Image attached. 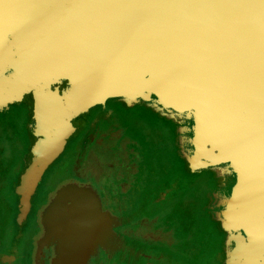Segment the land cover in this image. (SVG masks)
I'll list each match as a JSON object with an SVG mask.
<instances>
[{"label": "water", "instance_id": "1", "mask_svg": "<svg viewBox=\"0 0 264 264\" xmlns=\"http://www.w3.org/2000/svg\"><path fill=\"white\" fill-rule=\"evenodd\" d=\"M4 5L0 108L34 91V127L43 135L29 169L34 181L74 131L72 116L112 97L158 101L191 119L195 166L225 163L235 174L225 207L231 264H264V0ZM34 6L46 18L38 21ZM12 8L15 17L32 13L21 26ZM95 214L82 207L70 216L71 237L85 246Z\"/></svg>", "mask_w": 264, "mask_h": 264}, {"label": "rangeland", "instance_id": "2", "mask_svg": "<svg viewBox=\"0 0 264 264\" xmlns=\"http://www.w3.org/2000/svg\"><path fill=\"white\" fill-rule=\"evenodd\" d=\"M115 98L122 102L116 109L134 119L122 134L137 135L146 147L133 184L115 178L122 169L117 162L110 181L102 156L80 166L96 121L65 139L34 181L29 169L38 138L29 98L0 108V264H45L47 251V264H231L234 230L225 226V207L232 171L225 163L194 165L184 113L155 100L112 97L109 104ZM110 189L112 208L103 197ZM82 207L96 213L87 246L71 237L70 216Z\"/></svg>", "mask_w": 264, "mask_h": 264}, {"label": "flooded vegetation", "instance_id": "3", "mask_svg": "<svg viewBox=\"0 0 264 264\" xmlns=\"http://www.w3.org/2000/svg\"><path fill=\"white\" fill-rule=\"evenodd\" d=\"M25 96H28L29 98L30 108L31 107L34 108V102L36 100V98L34 99V91L30 90L29 92L24 93L23 97L21 98V101L23 100ZM109 99H112V98L106 99L104 104H96L94 106L89 107L87 110H84L72 116L70 120H71V123L74 125L75 129L72 132V134L69 136L68 140L72 138L74 134L83 130L85 126L89 127L96 121L97 128L95 129L94 132L89 133L90 136L89 138H87V140L89 141V143H87L88 147L85 148L84 149L85 151L82 153L85 156L83 157V160L80 166L82 167L86 166V163H84V160L86 162V160L90 156H94L97 158H101L102 156L101 159H103V161L107 163V165L105 166V168H107V171L103 170V172L104 174H106V176L109 177L110 181H114L112 176L114 172L116 173V171L114 170L113 166H115V169H116V162H117V164L119 163V167L121 166L122 169L120 171V168H118V171L120 172H117L115 174V178L120 179L121 177H123L126 181H129V182L132 181L131 183L133 184L135 180H137L139 169L142 168V166L144 165L143 161L145 159L146 147L144 148L145 144L140 140V138L137 135L135 134L132 135L133 133H131L132 137L130 139L129 138L130 136H128L127 134L125 133L124 135L122 134L123 131L127 129V126H126L127 122H130V123L132 122L131 124H133L134 119L133 117L132 118L127 117L124 113H121V111L119 112V110L116 109V107L122 104L121 100H117L118 98H115V102H114L115 104L111 105L109 104ZM107 104L114 107V109L108 108V106H106ZM34 129H35L37 138L42 139L43 135H42L41 130L36 129L35 127ZM126 140H129V143L131 142V145L135 143L137 146H139V148L141 147V150L132 151L130 149L132 148V146L127 145L125 142ZM116 144H118L117 148H115ZM73 147H74V144L70 146V148H73ZM156 155L157 153L156 154L154 153V156ZM130 158L132 159L131 161H130ZM79 159H81V157ZM99 166L104 167L101 164ZM232 175L234 177V182H235V174L233 172H232ZM109 193L110 194L115 193V190L114 191L106 190V193H104L105 195L103 197H105V199L111 198L109 197ZM109 200L111 202L110 207L112 208L113 198ZM103 202H106L107 204V200L105 201L103 199ZM118 209H119L118 207L117 209H115V212L117 211L116 213L119 212ZM46 250L47 249H44L43 252L45 253ZM44 256H45V264H47L46 262L47 260H49L48 251L45 253ZM37 264H43V259L42 261L39 260Z\"/></svg>", "mask_w": 264, "mask_h": 264}, {"label": "bare ground", "instance_id": "4", "mask_svg": "<svg viewBox=\"0 0 264 264\" xmlns=\"http://www.w3.org/2000/svg\"><path fill=\"white\" fill-rule=\"evenodd\" d=\"M4 6H5V7L0 6V9L2 10V12H5L6 14H8V12L6 11V8H7L8 6H6V5H4ZM36 8H39V7L34 6V9H35V13H34V15L37 14V13H39V19H38V21H41L42 18H46V17H44V14H45L46 12H43V9H42V10L39 9L40 12H38ZM10 10H11V12H12V14H13V15H12V14L10 15V19L12 20V19L14 18V19L17 21V22H15V24L17 23L18 25H21V26H22V24H23V18H22L21 16H22V15H23V16H24V15L29 16V15L32 13V9H31V8H28V9H25V10H24L25 13H19V14L15 17V13H14V10H15V9L12 8V9H10ZM44 11H45V9H44ZM49 13H50V12H47V16H48ZM49 17H50V16H49ZM10 19L6 18L4 22H8V21H10ZM37 24H39V22H36V23H34V24H32V25H37ZM32 25H28V26H25V25H24L22 29H30V27H31ZM37 28H39L40 30L43 29L42 24L38 25ZM22 29H21V30H22Z\"/></svg>", "mask_w": 264, "mask_h": 264}]
</instances>
